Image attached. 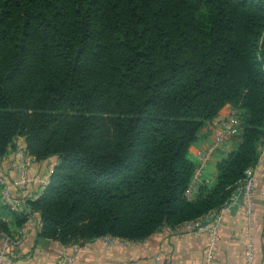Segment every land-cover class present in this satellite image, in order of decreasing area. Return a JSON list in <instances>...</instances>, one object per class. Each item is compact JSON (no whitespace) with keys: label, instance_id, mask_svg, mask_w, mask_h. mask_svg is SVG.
Returning <instances> with one entry per match:
<instances>
[{"label":"trees","instance_id":"trees-1","mask_svg":"<svg viewBox=\"0 0 264 264\" xmlns=\"http://www.w3.org/2000/svg\"><path fill=\"white\" fill-rule=\"evenodd\" d=\"M240 143L187 196L190 149L227 106ZM56 159L39 241L142 243L219 211L264 140V0H0V159Z\"/></svg>","mask_w":264,"mask_h":264},{"label":"crops","instance_id":"crops-1","mask_svg":"<svg viewBox=\"0 0 264 264\" xmlns=\"http://www.w3.org/2000/svg\"><path fill=\"white\" fill-rule=\"evenodd\" d=\"M238 110L231 105L225 106L219 116L205 125L199 135L198 141L191 147L190 155L199 165V155L213 144L215 137L226 119L233 111ZM240 112V110H238ZM241 113V112H240ZM241 126L239 127L233 142L230 144V153L240 143ZM19 145L26 147L25 139L19 138ZM18 144V142H17ZM18 145V146H19ZM226 146L217 150L213 160L205 169L199 179L198 188L193 197L198 195L199 186L202 184L214 186L217 181V167L230 153H226ZM13 159V151L1 161V171L10 180L17 178L13 173L10 162ZM56 159L38 162L33 166L32 175L38 180L48 174V165L55 164ZM263 178L257 177V204L254 209L253 222L246 218L243 203L226 213L219 233L218 246L214 264H245L244 250L249 238L255 244L256 264L262 263L263 252V222L264 213L261 206L260 193L263 189ZM39 181L33 185V192L41 193ZM2 220L11 222L3 218ZM40 217L35 214V221L29 227L28 238L15 249L10 256L5 258L2 264H56L63 255H74L75 264H205V248L208 237L187 230L184 226L176 229L163 228L160 232L142 243L125 242L112 238L108 242L105 238L97 239L84 246H65L54 241H39L37 224Z\"/></svg>","mask_w":264,"mask_h":264},{"label":"built area","instance_id":"built-area-1","mask_svg":"<svg viewBox=\"0 0 264 264\" xmlns=\"http://www.w3.org/2000/svg\"><path fill=\"white\" fill-rule=\"evenodd\" d=\"M240 127V112L235 110L226 119L222 125L220 132L215 137V140L210 147L200 153L199 165L196 167L193 178L190 182L187 196L192 199L194 192L198 188L199 179L202 177L205 169L213 160L217 150L226 146V153H230V144L233 142L235 135ZM26 148V147H25ZM18 148L16 152L17 166H12L13 173L17 178L10 180L1 170L0 166V197L4 205L15 212H22L27 208V202L37 199L42 193H34L33 185L39 181L42 191L48 185L55 164L48 165V174L38 180L32 175L33 166L39 161L35 157L29 155L26 149ZM2 159H0L1 163ZM261 175L264 182V140L260 148V157L257 166L250 168L245 173V178L239 183L238 187L232 193L229 200L219 210L214 211L201 219L189 222L183 225L187 230L199 234H206L208 237L205 248V264H214L216 258V249L218 246L219 233L222 227V222L226 213L231 212L238 207L241 202L245 208L246 218L249 223L253 222L254 209L257 204V177ZM261 206L264 213V184L260 193ZM35 214H30L24 226L14 234V237L6 232L0 231V264L17 249L20 244L28 238L29 227L34 224ZM37 224V223H36ZM40 230L41 224H37ZM264 226V222H263ZM108 242H111V237H105ZM263 252L262 263L264 264V229L262 233ZM245 264H256L255 244L249 238L244 250ZM76 258L74 255H63L56 264H75Z\"/></svg>","mask_w":264,"mask_h":264},{"label":"rangeland","instance_id":"rangeland-1","mask_svg":"<svg viewBox=\"0 0 264 264\" xmlns=\"http://www.w3.org/2000/svg\"><path fill=\"white\" fill-rule=\"evenodd\" d=\"M17 142H18V144H16V148L14 149V150H11V151H13V159L11 160V162H10V165L11 166H17V160H16V152H17V150H18V148L20 149V148H23L21 145H19L20 143H19V141L17 140ZM19 145V146H18ZM4 159V158H3ZM2 159V160H3ZM0 166H1V164H0ZM0 202L2 203V201H1V197H0ZM3 204V203H2ZM4 205V204H3ZM13 237H14V234H13Z\"/></svg>","mask_w":264,"mask_h":264}]
</instances>
